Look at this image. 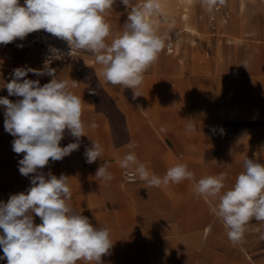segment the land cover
<instances>
[{"label":"clouds","instance_id":"clouds-1","mask_svg":"<svg viewBox=\"0 0 264 264\" xmlns=\"http://www.w3.org/2000/svg\"><path fill=\"white\" fill-rule=\"evenodd\" d=\"M116 2L23 0L21 4L20 0H0V45L23 41L29 34L43 30L65 41L70 53L74 50L92 53L101 65L99 75L105 83L130 88L138 96L134 89L142 84L145 72L165 47L154 19L163 16L161 0H142L135 6L131 0H120L127 9V21L122 32L109 44L111 25L105 13L113 11ZM224 3L225 0H203L208 11ZM163 22H167L166 16ZM56 71L48 61L42 69L15 68L4 87L8 96L20 99L13 102L0 97V106H4V130L14 137L12 151L23 154L18 162L19 173L30 178L26 192L10 195L6 203L0 201V249L3 251L0 260H6V264H78L80 261L103 264L102 257L110 254L113 245L109 228L94 226L87 216L70 206L69 177L42 171L50 162L61 161L79 150L81 137L87 136L82 121L85 102L70 90L78 87V82L59 80ZM29 73L52 78L41 86L38 79L26 78ZM90 91L95 94V90ZM90 127L97 125L93 122ZM194 130V125L189 123L187 131ZM66 132L75 142L62 147ZM91 141V147H86L84 152L89 164L103 154V147ZM120 166L131 178H138L150 187L195 179L184 163L170 167L163 177L157 176L138 161L134 151L125 155ZM243 166L244 171L227 190H224L226 173L201 177L193 187L197 196L218 198L213 212L233 243L242 242L251 220L264 222V163L258 158H246ZM95 177L102 181L113 179L108 165L99 166ZM33 214L40 219L38 225Z\"/></svg>","mask_w":264,"mask_h":264},{"label":"rangeland","instance_id":"rangeland-1","mask_svg":"<svg viewBox=\"0 0 264 264\" xmlns=\"http://www.w3.org/2000/svg\"><path fill=\"white\" fill-rule=\"evenodd\" d=\"M20 2L23 4V0ZM141 2L131 0V5ZM161 5L163 16L154 19L165 47L152 65L160 70L155 74L147 70L143 76H152L153 80L143 83L141 97L156 111V129L178 133L185 145L165 157L169 168L178 163L206 164L210 169L197 173L201 177L226 173L227 190L244 171L246 158H258L264 163V0H225L211 11L203 0H161ZM127 15L120 0L113 11L105 13L111 25L107 43L122 32ZM84 63L89 64L86 59ZM85 79L95 90L92 95L97 105L113 118V128L118 133L121 123L117 111L91 72L85 73ZM159 97L164 105L154 104V98ZM189 123L194 125V131H187ZM87 176L83 177L84 184L90 182L87 178L91 176ZM119 177L123 180V168ZM139 181L137 178L130 184ZM193 187L181 194L183 186H160L170 200L192 198L195 205L205 202L210 206L212 216L205 224L210 232L204 235L201 231L202 248L196 251L195 264H264V222L251 220L242 242L233 243L213 212L215 205L195 195ZM8 188L0 186V201L5 203L10 196L2 192ZM69 204L74 208V203ZM172 236L156 237L160 245L147 251V260L140 264H152L155 259L166 261L170 251L161 247L171 243L167 240ZM151 254H157V258H151Z\"/></svg>","mask_w":264,"mask_h":264},{"label":"crops","instance_id":"crops-1","mask_svg":"<svg viewBox=\"0 0 264 264\" xmlns=\"http://www.w3.org/2000/svg\"><path fill=\"white\" fill-rule=\"evenodd\" d=\"M17 45L19 44L16 42L0 45V97H7L13 102L20 98L8 96L4 87L11 80L13 69L25 66L38 69L35 53L25 46ZM84 59L89 64L84 63ZM100 69L101 65L96 62L95 56L86 51H81L72 65L60 69V80L78 82V87L70 90L85 102L82 121L87 136L81 137L79 150L73 151L61 161L50 162L42 171L45 174L51 171L57 177L61 174L68 176L72 192L70 202L74 203V209L87 216L94 226L110 229L113 245L110 254L102 257L103 264H140L147 260V251H154L160 245L155 239L163 234L173 235L167 240L171 243L161 247L169 250L170 256L166 261L155 259L152 264H195L196 251L202 248L201 231L204 235L210 232L209 226H205L212 216L210 206L205 202L195 205V199L192 198L176 202L168 199L160 187H150L141 180L130 184L119 177L120 161L130 151H134L138 161L150 172L163 177L169 169L165 157L174 155L185 146L178 133L157 130L154 126L156 111L147 106L140 94L143 83L152 82L153 77H143L142 84L134 89L138 96H134L130 88L105 83L99 75ZM157 69L155 65L148 71L155 74L160 70ZM86 72L93 74L101 91L117 111L121 123L118 133L113 128V118L97 105L91 94L90 84L85 79ZM26 78L36 80L38 76L29 73ZM153 101L154 104L164 105L163 98H154ZM93 122L97 125L96 128L90 127ZM13 139L4 130V106H0V186L10 187L1 191L8 196L26 192L30 187V178L19 173L18 162L23 154L12 151ZM91 140L103 147V154L99 160L89 164L86 163L84 152L86 147H91ZM72 142H75L74 138L66 132L61 146ZM130 145L135 147L130 148ZM185 164L194 173L195 179L175 184L183 186L181 194H185L187 188L194 186L201 178L198 170L210 169L206 164ZM104 165H108V171L113 176L111 181L97 180L95 177L98 167ZM87 175L91 176L87 178L90 182L84 184L83 177ZM204 200L211 205L218 203V199ZM33 215L34 223L38 225L40 219ZM2 255L3 251L0 249V256ZM152 257L157 258V254H151ZM0 264H6V260H0Z\"/></svg>","mask_w":264,"mask_h":264},{"label":"built area","instance_id":"built-area-1","mask_svg":"<svg viewBox=\"0 0 264 264\" xmlns=\"http://www.w3.org/2000/svg\"><path fill=\"white\" fill-rule=\"evenodd\" d=\"M15 42L22 44L35 53L38 69H42L45 61H48L50 67L57 70V79H59L58 74L60 69L72 65L81 52L74 50L70 53L69 46L65 41L56 38L43 30L29 34L23 41L17 40ZM52 49H57L59 51L53 52ZM51 78L52 77L50 76L44 75L39 76L38 80L43 86V84L50 82ZM123 177L127 183H133L136 181V178L133 179L130 177L127 170L123 171Z\"/></svg>","mask_w":264,"mask_h":264},{"label":"bare ground","instance_id":"bare-ground-1","mask_svg":"<svg viewBox=\"0 0 264 264\" xmlns=\"http://www.w3.org/2000/svg\"><path fill=\"white\" fill-rule=\"evenodd\" d=\"M169 52H170V50H169Z\"/></svg>","mask_w":264,"mask_h":264}]
</instances>
